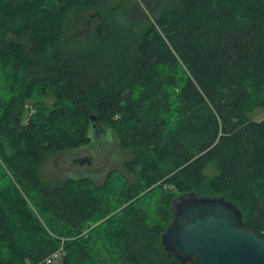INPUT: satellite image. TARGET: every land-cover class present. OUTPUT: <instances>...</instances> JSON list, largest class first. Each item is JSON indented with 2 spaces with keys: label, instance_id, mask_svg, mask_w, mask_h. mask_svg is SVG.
I'll return each mask as SVG.
<instances>
[{
  "label": "trees",
  "instance_id": "obj_1",
  "mask_svg": "<svg viewBox=\"0 0 264 264\" xmlns=\"http://www.w3.org/2000/svg\"><path fill=\"white\" fill-rule=\"evenodd\" d=\"M103 2L0 0V264L60 247L52 264H191L161 244L188 194L264 239V0H154L141 30ZM86 8L93 36L66 40ZM91 116L125 173L43 181L50 156L91 146Z\"/></svg>",
  "mask_w": 264,
  "mask_h": 264
},
{
  "label": "water",
  "instance_id": "obj_2",
  "mask_svg": "<svg viewBox=\"0 0 264 264\" xmlns=\"http://www.w3.org/2000/svg\"><path fill=\"white\" fill-rule=\"evenodd\" d=\"M99 17V13L91 15ZM93 140L108 136L91 116ZM88 159V157H86ZM174 217L161 234L162 249L191 264H264V239L242 223L240 209L219 197L194 194L173 201Z\"/></svg>",
  "mask_w": 264,
  "mask_h": 264
},
{
  "label": "rangeland",
  "instance_id": "obj_3",
  "mask_svg": "<svg viewBox=\"0 0 264 264\" xmlns=\"http://www.w3.org/2000/svg\"><path fill=\"white\" fill-rule=\"evenodd\" d=\"M153 3L154 0H104L102 10H106L108 12L106 15L108 16L116 15L123 25L126 24L135 30H141L155 16V13L150 10V6ZM95 11L96 9L94 8H86L70 13L66 21V26H64L63 37L66 40L78 42L82 40L87 41V39L91 38L99 20L98 16L90 19L91 15H95ZM90 145L89 148L68 153H57L46 159L39 168V174L43 181L54 184L62 181L66 177L69 178V176H75V178L82 176L90 178L94 183L99 184L106 176L107 170L117 169L125 173L121 166V161L129 156L128 153H118L116 151V145L107 137H104V135H102L101 139L93 140ZM101 148L106 149L103 155L106 159L104 165L102 163L99 164L98 158L93 161V157L98 156ZM77 157H88L92 162L91 164L84 162L81 165L73 163L72 159ZM110 159L112 162H109ZM100 165L103 166L101 167ZM95 167L101 168L98 171H94Z\"/></svg>",
  "mask_w": 264,
  "mask_h": 264
},
{
  "label": "flooded vegetation",
  "instance_id": "obj_4",
  "mask_svg": "<svg viewBox=\"0 0 264 264\" xmlns=\"http://www.w3.org/2000/svg\"><path fill=\"white\" fill-rule=\"evenodd\" d=\"M107 147H108V145H107ZM105 152H106V149L101 148L100 151H99L98 156L97 157H93V161H95L98 158L99 164L102 163L104 165V163L106 162V159L103 157ZM72 161H73V163L80 164V165L84 164V162H87V163H90V164L92 162L90 159H87L86 157L85 158L84 157H77V158L72 159ZM109 162H112V160L110 159ZM103 165H100V166L102 167ZM100 168L95 167L94 171H98V170H100Z\"/></svg>",
  "mask_w": 264,
  "mask_h": 264
},
{
  "label": "built area",
  "instance_id": "obj_5",
  "mask_svg": "<svg viewBox=\"0 0 264 264\" xmlns=\"http://www.w3.org/2000/svg\"><path fill=\"white\" fill-rule=\"evenodd\" d=\"M62 249L61 247L58 251H54L50 256L45 259L46 264H52L53 262L57 261L61 257Z\"/></svg>",
  "mask_w": 264,
  "mask_h": 264
}]
</instances>
